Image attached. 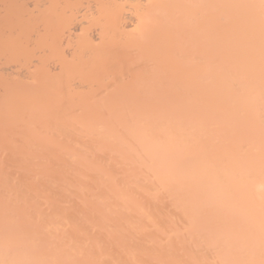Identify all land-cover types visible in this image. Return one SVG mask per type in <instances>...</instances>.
<instances>
[{"label": "bare ground", "instance_id": "obj_1", "mask_svg": "<svg viewBox=\"0 0 264 264\" xmlns=\"http://www.w3.org/2000/svg\"><path fill=\"white\" fill-rule=\"evenodd\" d=\"M0 264H264V0H0Z\"/></svg>", "mask_w": 264, "mask_h": 264}]
</instances>
